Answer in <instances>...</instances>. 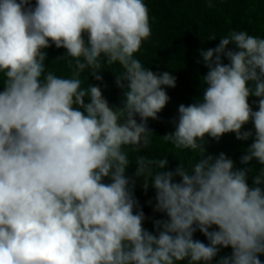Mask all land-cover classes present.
Instances as JSON below:
<instances>
[{"label":"clouds","instance_id":"obj_1","mask_svg":"<svg viewBox=\"0 0 264 264\" xmlns=\"http://www.w3.org/2000/svg\"><path fill=\"white\" fill-rule=\"evenodd\" d=\"M150 19L144 0H0V264H212L229 247L217 264H264V38L233 30L198 50L208 69L202 96L180 104L175 130L163 135L198 158L163 170L167 158L139 154L177 82L135 56L152 35ZM52 45L66 50L56 60L71 58L67 78L46 70ZM103 63L122 69L119 107L99 86H81L85 70L102 80ZM250 122L254 132L243 130ZM229 133L253 137L240 158L261 166L252 185V167L206 154V137ZM129 149L134 177L155 191L153 212L166 217L154 232L126 176Z\"/></svg>","mask_w":264,"mask_h":264},{"label":"trees","instance_id":"obj_2","mask_svg":"<svg viewBox=\"0 0 264 264\" xmlns=\"http://www.w3.org/2000/svg\"><path fill=\"white\" fill-rule=\"evenodd\" d=\"M144 2L149 9L152 35L149 40L143 42L141 50L135 56L153 72L168 71L177 78V82L175 88H165L170 100L158 114V120L149 119L148 126L154 132L152 144L149 149L142 150L139 154L167 158L168 165L163 170L174 171L180 164L188 167L198 158V154L192 150L176 149L163 139V135L175 130L173 120L178 116V106L191 104L202 96L204 88L202 78L208 69L204 66L198 50L215 48L220 38L233 30L246 31L249 35L264 38V0H213L212 7L208 6V0H144ZM31 4L34 6L35 0H31ZM212 34H215L216 39L209 40ZM228 49L235 50V46L229 45ZM45 51L47 52L46 70L54 72L58 77H69L72 71L69 66L71 58L56 60L58 56L65 55L66 50L57 49L52 45ZM222 60L224 63H229L226 57H222ZM72 63L74 64V61ZM121 70L118 64L109 66L103 63L99 70L102 71L99 73L102 76L100 81L95 80L89 70H85L80 77L81 86H99L110 106L119 107L123 97L122 90L115 85V76ZM2 86L3 79L0 74V90ZM258 99L254 96L249 97V104L254 111L258 110ZM85 102H90V97H85ZM137 119L139 120L138 117ZM243 130L254 132V127L250 122ZM205 139L206 154L215 156L223 152L234 160L237 168L252 167L253 171L248 173V183L252 185L253 177L261 166L255 160L248 165L241 164L240 158L246 154L253 137L241 141L236 139L234 133H229L223 135L219 142L210 137ZM136 155L137 153L129 149V159L132 163L126 170V176L136 180L133 191L146 216L144 227L154 232V221L166 217L162 213L153 212L155 191L151 185L145 192L142 188L143 178L134 177ZM179 181L180 177L174 176V182ZM105 182L110 181L106 178ZM149 200H152L151 205L148 203ZM194 238L205 244L208 243L207 238L199 231L194 234ZM231 251L230 247L221 248L212 264H217L221 256L230 255ZM259 258L264 262V254Z\"/></svg>","mask_w":264,"mask_h":264}]
</instances>
